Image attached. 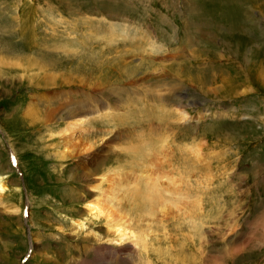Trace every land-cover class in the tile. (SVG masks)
Here are the masks:
<instances>
[{
	"label": "rangeland",
	"instance_id": "1",
	"mask_svg": "<svg viewBox=\"0 0 264 264\" xmlns=\"http://www.w3.org/2000/svg\"><path fill=\"white\" fill-rule=\"evenodd\" d=\"M261 3L0 0V264H264Z\"/></svg>",
	"mask_w": 264,
	"mask_h": 264
},
{
	"label": "bare ground",
	"instance_id": "2",
	"mask_svg": "<svg viewBox=\"0 0 264 264\" xmlns=\"http://www.w3.org/2000/svg\"><path fill=\"white\" fill-rule=\"evenodd\" d=\"M260 1V0H259ZM261 2H264L263 0H261ZM260 3V2H258ZM262 4V3H261ZM262 6L264 7V4H262ZM264 16V14H262ZM188 42V41H187ZM227 45V44H226ZM234 57V56H233ZM262 57H264L262 55ZM247 57H245L246 59ZM22 61L24 63H22ZM18 60V59H8V58H4V57H1L0 56V65H6V66H13V67H19V68H22L23 70H30V68L32 67H38V69H41L42 65H40L39 63H35L34 60L32 59H29L28 61H25V60ZM241 63V62H240ZM258 63L259 62H256L254 60H251L249 62V64L245 65L244 68L247 67V71L246 69L244 70L245 72H248V68L250 67L249 70H252L254 69L255 66H258ZM43 68V67H42ZM256 71V69H254ZM32 71V70H31ZM258 71L260 72H257V76L254 77V79L257 80L258 83H261V84H264V66H261L260 65V68L258 69ZM197 79V78H196ZM227 84V85H226ZM226 85V86H225ZM223 86V87H222ZM222 86H217L215 88H212L211 91H213V93L217 94L218 92H221V90L219 89H224L225 91L229 90V85L228 83H226V80L223 81V84ZM228 89H226V88ZM235 88H231L230 90L233 91ZM107 109L109 108V105L106 106ZM113 107H111L112 109ZM114 110V109H113ZM56 113V111H55ZM183 113V112H182ZM47 114V118L50 119L52 118V116H54V113L50 114V113H46ZM170 114V113H169ZM173 114V113H172ZM184 114V113H183ZM35 119L37 117H39L37 114H33ZM171 115V114H170ZM174 115V114H173ZM176 115V113H175ZM34 117L31 115V118L29 117L28 119V116L26 118V120H31V121H35L36 120L34 119ZM83 120V119H82ZM85 124L84 121H77L76 123L74 124H70L68 125L64 130L61 131V134H63V137L66 139V143L63 145V149L62 151L60 150L59 153H60V156L61 158H65L67 156H76V155H81V154H84V151L85 152H88L91 149H93V146L94 145V142H92L90 139H84L83 137H81V130H83L81 127H83V125ZM85 131V130H84ZM60 134V135H61ZM61 137V136H60ZM67 137V138H66ZM64 140V139H63ZM85 140V141H84ZM89 140V141H88ZM147 147V146H146ZM190 149H188V153L192 154L195 158H197V162L199 160H201V157L199 155V152L200 150L198 148H192V147H189ZM152 150V149H150ZM154 150V149H153ZM58 153V152H57ZM77 158V157H76ZM97 162V161H96ZM147 175V174H146ZM150 175V174H149ZM111 177V176H110ZM151 178V176H149ZM91 180V179H90ZM150 181V180H149ZM152 181V180H151ZM145 182V181H144ZM100 183V182H99ZM120 184V183H119ZM130 184V183H129ZM5 184L2 182V179H1V176H0V192H2V190L5 188L4 186ZM134 185V183H133ZM151 185V184H149ZM96 187L94 189H97V188H101L102 189V184H98V185H95ZM153 185H151V188L150 189H153ZM93 188V187H92ZM136 188V187H135ZM158 188V186H157ZM156 188V189H157ZM113 189V188H112ZM143 189V188H142ZM155 189V188H154ZM122 190V189H121ZM105 191V190H104ZM130 191V190H129ZM111 192V191H110ZM132 192V191H131ZM106 196V195H105ZM108 196V195H107ZM111 196V195H110ZM145 196V195H144ZM147 198V197H146ZM105 198H102V197H97L95 200H94V204H91L89 205L88 203V210L91 212L92 216L93 217H96V216H104L106 219H107V226L106 228H109V230H111V232L113 231V234L115 235L116 238H118V240L121 241V243L123 242L124 239L128 240L130 239L133 243V245L135 247H138V248H141V249H146V237H143V238H139L137 237L134 233L133 234H130L127 232V230L120 224H113V221L114 220L113 218L116 217L115 213H113L112 211L108 210L112 207H108V209L105 210H101L103 208V206H108V205H103V201H104ZM147 200V199H146ZM151 203V202H150ZM194 212V211H193ZM192 212V213H193ZM96 218H99V217H96ZM120 220V219H119ZM118 221V220H117ZM110 222V223H109ZM80 224V223H79ZM82 226V224L80 225ZM131 232V231H130ZM112 234V235H113ZM116 238H114L113 242L117 243L116 241ZM139 239V240H138ZM132 248V247H131ZM104 250V249H103ZM137 251V250H136ZM147 252V251H146ZM149 260H147L146 264H149L148 263Z\"/></svg>",
	"mask_w": 264,
	"mask_h": 264
}]
</instances>
